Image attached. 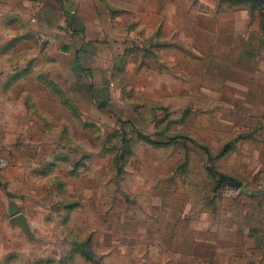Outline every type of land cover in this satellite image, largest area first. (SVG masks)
Wrapping results in <instances>:
<instances>
[{"label": "rangeland", "instance_id": "obj_1", "mask_svg": "<svg viewBox=\"0 0 264 264\" xmlns=\"http://www.w3.org/2000/svg\"><path fill=\"white\" fill-rule=\"evenodd\" d=\"M263 2L0 0V264H264Z\"/></svg>", "mask_w": 264, "mask_h": 264}, {"label": "crops", "instance_id": "obj_2", "mask_svg": "<svg viewBox=\"0 0 264 264\" xmlns=\"http://www.w3.org/2000/svg\"><path fill=\"white\" fill-rule=\"evenodd\" d=\"M261 12L264 15V5L261 8ZM257 75L258 77L254 75V77L250 78L257 80L255 84H252L247 89H232L231 95H236V93L241 96L247 95V98L243 102L241 97L242 103L232 104V109L246 113L245 115H240V118L245 117L244 119L249 124L252 123L254 129L259 130L255 132L253 141L249 139L251 140L250 144L253 145L250 149L252 156L251 153H244V155H247V157L251 156L250 162L247 165L249 172L254 177L264 178V71ZM245 140L243 141L245 142Z\"/></svg>", "mask_w": 264, "mask_h": 264}, {"label": "built area", "instance_id": "obj_3", "mask_svg": "<svg viewBox=\"0 0 264 264\" xmlns=\"http://www.w3.org/2000/svg\"><path fill=\"white\" fill-rule=\"evenodd\" d=\"M263 186H264V184H263Z\"/></svg>", "mask_w": 264, "mask_h": 264}]
</instances>
